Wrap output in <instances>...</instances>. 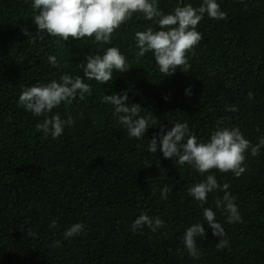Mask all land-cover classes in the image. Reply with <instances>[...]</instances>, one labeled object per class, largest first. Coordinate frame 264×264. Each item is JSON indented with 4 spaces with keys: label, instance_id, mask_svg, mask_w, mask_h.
<instances>
[{
    "label": "trees",
    "instance_id": "16d2710c",
    "mask_svg": "<svg viewBox=\"0 0 264 264\" xmlns=\"http://www.w3.org/2000/svg\"><path fill=\"white\" fill-rule=\"evenodd\" d=\"M182 2L199 7L203 0ZM217 3L227 18L205 15L201 20L197 30L203 39L190 59L191 69L164 77L152 53L136 57L135 33L148 26L159 30L140 14L118 30L111 44L71 37L57 43L49 36L28 41L21 29L37 31L32 0H0V264H264V148L258 156L247 154V170L239 178L208 173L229 183L244 222L228 224L215 208V197L223 193L209 194L205 207L216 212L229 247L216 249L219 237L205 222L207 238H196L200 259L191 258L181 241L185 229L203 218L187 189L207 174L147 150L160 126L170 130L171 122H187L203 142L221 117H231L228 126L239 127L252 144L264 135V0ZM158 4L168 14L181 0ZM108 47H117L131 69L114 72L104 85L84 78L92 94L49 114H70L74 125L58 139L43 138L36 125L44 117L18 107L22 89L59 82L63 74L83 78L77 64L86 54L103 55ZM50 55L68 67L53 68ZM189 86L191 95H186ZM123 91L129 103L145 109L141 115L151 112L157 119L142 140L130 139L116 122L113 106L101 102L103 95ZM229 105L239 111L226 112ZM165 185L172 189L167 200L161 199ZM142 212L159 216L166 227L155 233L146 226L133 231ZM52 220L57 228L49 227ZM74 223H84L86 234L65 240L64 230ZM57 240L61 246L52 247Z\"/></svg>",
    "mask_w": 264,
    "mask_h": 264
},
{
    "label": "clouds",
    "instance_id": "9594fccd",
    "mask_svg": "<svg viewBox=\"0 0 264 264\" xmlns=\"http://www.w3.org/2000/svg\"><path fill=\"white\" fill-rule=\"evenodd\" d=\"M35 11L33 17L37 25L35 34L22 28V34L29 37L28 41L43 40L45 36L57 38L56 42L67 41L70 37L75 40L84 38L106 45L111 44L118 30L130 21L135 14H140L145 20L153 21L159 28L155 30L148 26L146 30L135 33L137 59L152 53L159 72L171 76L177 69L187 73L192 65L190 59L197 56L195 49L203 39L197 30L201 20L207 15L211 19L225 20L227 13L221 9L217 0H203L199 7L191 3L176 6L171 13L165 14L159 7L158 0H32ZM38 13V14H37ZM48 62L53 68L68 67V62L60 64L55 55L48 57ZM83 70V78L79 75L63 74L57 80L49 83H38L28 88H23L19 95L18 107L30 112L34 117H44L42 123L36 125V130L43 133V138L58 139L64 134L66 128L74 125L75 120L69 114L62 118L59 113L49 115L53 109L61 104L70 106L77 98L85 99L86 94H92L90 84L84 82L95 80L106 84L113 80L114 72L127 73L131 67L117 47H108L103 55L86 54L84 59L77 64ZM186 95H191V86L185 90ZM249 99L253 93L248 92ZM167 100L168 97L165 96ZM102 103L113 106V116L116 122L126 129L127 136L137 140L144 139L145 133L157 120L151 112L141 115L145 109L139 103H129L127 91L120 94L103 95ZM226 112L235 113L239 109L235 105L225 108ZM231 117H221L216 121L215 129L210 133L207 142L200 141L195 134L190 132L187 122H171L172 127L167 130L160 126L159 134H154L148 141V151L162 152L166 159L175 160L180 166H189L206 179L190 186L187 191L202 209V220L188 226L182 237V244L189 256L193 259L201 258L200 246L196 238H207L206 222L212 230V235L219 237L215 244L217 250L229 247V240L224 227L216 219V212L205 207L209 194L222 192V196L215 197V208L226 218L228 224L243 223L239 206L235 203L237 197L228 189L229 183H219L215 175L208 174L212 170L220 173H232L239 178L247 170V154L255 157L264 148V135L257 144H252L239 127H229ZM259 131V129H257ZM172 189L165 185L161 189V199L167 200ZM155 192L152 191L151 195ZM153 233L166 227L165 221L159 216L151 217L142 212L133 222L132 230L139 231L144 227ZM50 228H57L56 220H52ZM82 233L86 234L84 223H74L63 232L65 240H71ZM30 236L36 234L29 231ZM61 246V241L53 242L52 247Z\"/></svg>",
    "mask_w": 264,
    "mask_h": 264
}]
</instances>
